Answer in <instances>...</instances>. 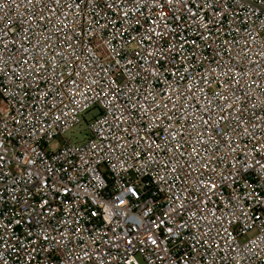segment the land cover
Returning a JSON list of instances; mask_svg holds the SVG:
<instances>
[{
	"label": "built area",
	"instance_id": "obj_1",
	"mask_svg": "<svg viewBox=\"0 0 264 264\" xmlns=\"http://www.w3.org/2000/svg\"><path fill=\"white\" fill-rule=\"evenodd\" d=\"M141 261L264 264V0H0V264Z\"/></svg>",
	"mask_w": 264,
	"mask_h": 264
},
{
	"label": "rangeland",
	"instance_id": "obj_2",
	"mask_svg": "<svg viewBox=\"0 0 264 264\" xmlns=\"http://www.w3.org/2000/svg\"><path fill=\"white\" fill-rule=\"evenodd\" d=\"M96 111L97 109L94 107L89 109L84 114L83 118L81 119V122L74 129H72L71 131H68L65 134V137L70 139L71 141L81 140L84 137V134L86 132V124L88 123L92 115L96 113ZM53 142H58V141L57 139H55ZM141 264H144V263L141 261Z\"/></svg>",
	"mask_w": 264,
	"mask_h": 264
},
{
	"label": "snow or ice",
	"instance_id": "obj_3",
	"mask_svg": "<svg viewBox=\"0 0 264 264\" xmlns=\"http://www.w3.org/2000/svg\"><path fill=\"white\" fill-rule=\"evenodd\" d=\"M153 243H155V241H153Z\"/></svg>",
	"mask_w": 264,
	"mask_h": 264
}]
</instances>
